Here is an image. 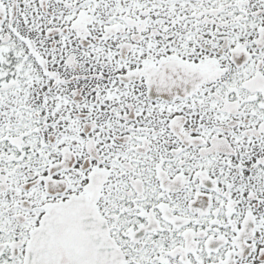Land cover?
Masks as SVG:
<instances>
[{
    "label": "snow or ice",
    "instance_id": "snow-or-ice-1",
    "mask_svg": "<svg viewBox=\"0 0 264 264\" xmlns=\"http://www.w3.org/2000/svg\"><path fill=\"white\" fill-rule=\"evenodd\" d=\"M0 264H264V0H0Z\"/></svg>",
    "mask_w": 264,
    "mask_h": 264
}]
</instances>
